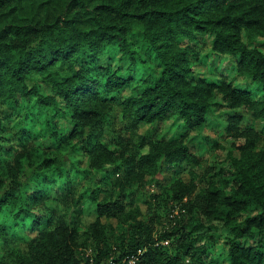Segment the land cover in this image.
<instances>
[{
	"label": "trees",
	"instance_id": "trees-1",
	"mask_svg": "<svg viewBox=\"0 0 264 264\" xmlns=\"http://www.w3.org/2000/svg\"><path fill=\"white\" fill-rule=\"evenodd\" d=\"M205 36L209 55L180 44ZM126 55L130 65L140 61V75L120 72ZM192 56L221 68L196 72ZM216 95L260 122L240 129L241 115L224 116L231 142L216 169L198 170L184 133L142 135L138 145L118 133L119 118L132 131L172 117L186 131L201 129ZM0 100L21 113L11 137L1 134L0 115V264H118L134 256L138 264H264V0H0ZM61 115L72 123L64 133ZM108 132L112 146L103 141ZM73 150L87 157L85 169L68 156ZM164 165L190 168L191 178L167 188L180 211L156 235L129 191ZM70 169L101 177L81 194L64 193L72 213L43 204L33 211L39 184L71 185ZM86 210L95 218L85 228L70 220Z\"/></svg>",
	"mask_w": 264,
	"mask_h": 264
},
{
	"label": "rangeland",
	"instance_id": "rangeland-1",
	"mask_svg": "<svg viewBox=\"0 0 264 264\" xmlns=\"http://www.w3.org/2000/svg\"><path fill=\"white\" fill-rule=\"evenodd\" d=\"M135 40L134 47L137 50L143 51L142 42L140 41V36H136L133 38ZM180 44L186 45L191 44L195 46L201 54L209 55V51L211 48V39L207 36L205 37H198L196 39H190L187 37L180 38ZM120 56V54H119ZM139 54L137 58L139 59ZM144 57V56H143ZM126 59L118 60V63L122 65L121 73H128L129 70L132 71L134 75H140V70L142 69V64L137 62V64H129V56H124ZM211 57L208 56V60L210 61ZM191 62L194 65L196 72H203L206 76H215L221 68V63L218 62L216 67H219L218 70L211 66L210 62H201L196 56L191 57ZM154 65L155 72L158 73L160 67L156 60L152 61ZM223 67V66H222ZM129 86L125 87L126 91H129ZM250 89H253V86H250ZM232 114H239L241 115V120L239 122V128L244 129L248 126H256L260 128V122L254 118L251 111H249L246 107H239V108H230L226 105V103L222 100L220 95H216L214 99L213 105V113L209 116L208 121L203 126V128L194 130V131H186L181 126L180 122L176 119L168 118L163 120L162 122L154 123V124H145L140 123L135 130H131L127 128L128 119L122 121L119 118L116 126L119 130L118 133H121L124 137L129 138L130 136L133 138L134 144L138 145L141 141L140 136L146 135L151 138L155 139L160 136H165L167 139H176L180 137L183 133L184 140L188 142L192 151L198 158V170L205 169L207 167L215 168V165L218 161L224 160L227 155V151L231 142L230 138L225 136L222 132V129L225 124L224 116ZM0 115L3 117L5 121V128L2 129L1 134L4 137H11L14 135L15 131L18 130L17 121L21 117V113L16 112L13 110L11 105L8 102L0 100ZM57 124L60 127V132L64 133L67 127H71V118L69 116L61 115L56 118ZM112 137L111 133H104L103 141L108 143L109 146H112ZM15 143L17 144V140ZM6 149L10 148V155L13 156L14 148L12 142H5ZM148 148V145L145 146L142 151H145ZM68 156H73L74 159L81 161V169H85L88 165V159L86 156L82 154H77L74 150L72 153L69 152ZM166 167L162 172L157 174V176L151 178L150 175L146 177L145 180L149 183V179L151 180L148 186L145 185L138 186L133 188L129 191L130 193V202L133 205H140L143 211V219H154L155 224V234L158 235L161 231L172 227L176 221L172 216L173 214L179 215L180 211V204L176 200L172 199L171 192H167V188L172 185L174 180L178 178H182L186 181L190 180V168L187 169H179V167ZM70 179L72 180L71 185H67L66 181L59 178L54 180L52 183H40L39 184V196L42 197L37 204L33 203V211H37L40 205H48L50 207H56L57 210L63 212H70L72 213L73 208L70 206H64L61 202V198L64 193L68 191L73 192L76 194L83 193L86 189L92 188L95 185V179H99L101 175L96 174L97 172H93L91 174L84 173V175H75V170L70 169ZM83 174V171L80 173ZM206 174H202L198 177L200 181H202L203 177ZM53 179V178H52ZM51 179V180H52ZM198 182L201 184L202 182ZM102 184V183H101ZM100 184V185H101ZM32 191V190H30ZM155 192H165V198L162 199H155L153 193ZM38 195V194H36ZM38 200V199H37ZM26 201H30L26 199ZM88 205V204H87ZM151 205V206H150ZM89 206V205H88ZM92 207V205H91ZM83 219L77 218V216H72L70 220L75 219L78 225L81 228H85L86 224L89 220L95 218V214L93 211H85ZM104 221L110 220L117 225L116 219H108L106 217L103 218ZM39 228L30 231V234H36ZM85 236L82 235V239Z\"/></svg>",
	"mask_w": 264,
	"mask_h": 264
},
{
	"label": "built area",
	"instance_id": "built-area-1",
	"mask_svg": "<svg viewBox=\"0 0 264 264\" xmlns=\"http://www.w3.org/2000/svg\"><path fill=\"white\" fill-rule=\"evenodd\" d=\"M86 264H96L93 259H91ZM118 264H138V256L130 257L128 259H124L122 262H119Z\"/></svg>",
	"mask_w": 264,
	"mask_h": 264
}]
</instances>
